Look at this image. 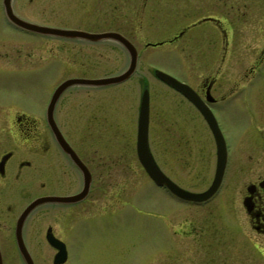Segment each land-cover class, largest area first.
Here are the masks:
<instances>
[{"label":"flooded vegetation","instance_id":"af4514ba","mask_svg":"<svg viewBox=\"0 0 264 264\" xmlns=\"http://www.w3.org/2000/svg\"><path fill=\"white\" fill-rule=\"evenodd\" d=\"M8 2L12 14L26 22L29 27L75 30L83 33L114 31L123 35L135 48L134 42L125 35V32L118 29V25L133 22L147 31L145 27L152 26L149 19L155 18L153 15L156 12H161L160 15L163 17L166 12L179 14L177 20L172 19L169 22L182 21L180 30L167 40L157 43L170 45L181 41V48L185 44H197L195 53L198 58V69L199 72L203 70L200 84L192 85L189 74L186 79L179 80L186 83L197 99L210 109L224 140L225 158L219 185L205 201L180 199L163 187L157 188L180 207L188 208V210L178 209L179 213L175 210L171 212H177L183 220H195V215L191 213L194 212L193 210L202 212L207 211L205 208L209 205L210 208H214L215 205L216 209L220 206L219 215H223L228 221L226 224H230L228 227L232 237L229 239V244L220 249H217L216 245H210L204 251H200L201 245L197 242V237L194 238L181 228L180 232L184 238L190 236L196 242L190 243L188 247L181 244L176 248L177 258H181L177 264H260V261L264 263V40L252 62L237 73H233L231 68L225 81L226 88L216 92L220 86L217 82L219 65L229 54L234 33L230 24L224 28L221 20L216 17L218 0H9ZM232 7L233 5L230 8ZM5 8L4 0H0V79L3 82L6 79H13L16 83H0V264H28L19 253L16 233L20 235L31 264L35 263L27 246L31 248L37 246L38 239L41 238L46 246L45 249L53 252L49 262L54 264L53 255L56 250L48 244L47 235L57 238L64 245L66 259L59 264H69L67 242L58 236L57 232L62 236L67 235L69 230L73 232L83 228L85 222L82 213L85 211V202L92 193L93 184L88 161L85 160V139L89 140L91 136H103V132L108 129H111L110 135H116L118 123L112 125L113 118L129 119V109L132 106L125 100L129 96V91L123 92L119 89L122 84L110 86L76 84L60 92L50 112H47L49 98L57 85L53 83L58 68L57 47L67 50L65 53L67 52L69 57L66 60L73 58L76 60V66L65 61V66L62 68L66 70L81 69V66L84 68L83 64L87 57L97 58L99 63L105 62L103 52L94 54L87 51L88 49L82 51L79 47L73 51V44H68L73 41H81L85 46L108 42L119 50L114 53V59L119 58L122 52L128 62V55L120 43L111 39L91 42L86 41L85 38L34 32L29 28L18 27L8 21ZM202 9H205L206 13L201 15ZM261 25L264 26V22ZM88 27L109 29L91 31ZM257 32L261 30L258 29ZM218 38L221 44V52L218 53L220 57L216 51ZM145 46L155 45H150L148 42ZM146 70H149V66ZM86 71H90V68L87 67ZM136 71L137 67L135 73ZM112 75L116 74L105 76ZM85 76L82 74L78 77ZM43 78L49 80L43 96H38L37 90L23 83L25 79L36 83ZM254 83L260 86L255 88L257 84ZM175 92L180 95V100L185 106L182 109V117H191L190 112L194 111L201 118L205 127L204 132L209 135L210 149L206 147L193 151L188 149L190 144L186 141V135L189 125L184 123L179 132L184 138V147L180 148V151H170L173 161L166 166L171 169L176 168L179 173L182 172L183 175L179 174V177L187 181L184 183H190L192 180L197 184L201 182L198 187L197 184H190L197 190H189L180 185L184 190L200 193L211 184L220 159L214 137L203 118L185 95ZM26 96H29L28 101L25 100ZM32 96L33 98H30ZM80 121H85L86 125L76 127L72 125ZM49 122L55 124L58 132L54 133L51 130L48 126ZM101 123H107L105 127L108 129L104 127V131L98 130L96 127ZM61 143L68 146V151L71 152L66 153ZM76 163L81 164L84 172L85 166L89 171L90 183L86 194L83 190L84 175ZM161 171L171 180L172 177L166 174L165 170ZM206 181L209 183L204 188L202 185ZM150 182L156 187L151 180ZM224 186L226 188L223 194L226 193V202L217 205L214 202ZM72 187L75 188L74 191H68ZM200 187L204 189L198 190ZM81 192L84 193L83 196L70 202L44 201L34 205L27 211L19 226L18 220L22 212L33 200L52 196L70 197ZM115 196H110L114 200L111 201L109 198V206L105 207L106 211L112 212L109 218H117L122 206L128 203L127 200H121L120 192ZM64 208H66L64 215L57 214L58 210ZM47 212L50 213L49 216L45 214ZM100 223H104L103 230L111 229L109 219L108 223L100 220L95 223L88 222L85 231H91L93 227L94 231H99ZM167 223L169 225L170 221ZM191 227H194V222L191 223ZM198 232V236L205 235L200 230ZM247 242H252L250 247ZM220 250L223 253H218V256L216 253ZM47 257L44 255L45 261ZM218 257H221L223 262H219ZM140 264L145 263L140 262Z\"/></svg>","mask_w":264,"mask_h":264},{"label":"rangeland","instance_id":"374dc122","mask_svg":"<svg viewBox=\"0 0 264 264\" xmlns=\"http://www.w3.org/2000/svg\"><path fill=\"white\" fill-rule=\"evenodd\" d=\"M231 5H233L232 8H230ZM166 13L163 17L160 15L161 12H156L153 15L155 18L149 19L152 26L145 27L147 31L133 22L118 25V29L123 31V33L125 32V35L134 42L139 58L136 73L125 80L119 88L123 92L129 91V96L125 100L130 102L132 108L129 109V119L127 117H122V120L113 118L112 125L118 123L116 125V135L109 134L111 129L105 127L107 122L101 123L96 127L100 131H104V127L108 129L103 132V136H91L89 140L85 139V160L88 161V168L93 180L92 193L87 198L85 211L82 213L85 216L83 219L85 222L83 228L73 232L69 230L66 233L67 235L62 236L60 235L61 233L57 232L58 236L67 242V260L71 264H140V262L145 264H177L181 258H177L176 248L181 246V244L188 247L190 243L196 242L194 240L195 237H197V242L201 245L200 251H204L210 245H216L218 246L217 249H220L229 244V239L232 237L228 227L230 224H226L228 221H226L225 217L221 214L219 215L220 206L216 209L215 205L214 208H210L209 205L205 208L207 211L202 212L201 210L192 209L194 212L191 213L195 215V220L193 221L183 220L179 217L178 209L184 208L188 210V208L180 207L178 203L168 198L160 188L154 187L135 157L136 106L140 88L147 86L150 108L148 143L154 160L160 165L161 170H165L164 172L172 177L171 181L179 183V186L187 187L189 190H197L196 187L202 184L201 182H198V184L194 183V180L190 183H184L187 181L179 177V174L183 175L182 172L179 173L176 168L172 167L174 169L172 170L171 167L166 166V164L173 161L170 151H180L179 149L184 147V138L179 134L180 128L183 127L184 123L189 125L186 135V141L190 144L188 149L191 151L201 147L210 149L209 135L205 134L204 123L197 116V113L193 111L190 112L191 117H182V109L185 106L180 100V95L154 78L152 73L148 72L149 70H146L147 66H150L182 79H186L189 74L191 75L192 85L197 86L200 84V79L202 78L200 75L203 70L199 72L198 69V58L195 53L196 43L185 44L183 48H181V41L170 45L164 43L156 46H145L148 42L155 43L167 40L172 34L180 30L182 21L179 23L169 22L178 18L179 14L176 12ZM204 13H206V10L202 9L200 14ZM216 13V17L221 20L222 27L226 28V26L228 27L227 24H230L234 29L233 42L229 54L224 62L219 65L218 69L217 82L220 86H218L216 92H221L226 88L225 81L230 69H233V73H237L241 69L246 68L252 62V59L256 57L258 49L262 45L264 26L261 24L264 22V0H218ZM243 21H248L249 23H244ZM136 25L138 27H135ZM243 25L245 26L243 27ZM99 29L105 30L109 28L88 27V30L91 31ZM258 29L262 33L257 32ZM219 41L220 39L218 38L216 45L217 54L221 52ZM68 44H73V51L79 47L82 51L88 49L87 51L94 52V54L103 52L105 56L103 60L105 62L99 63L97 58L87 57L85 64H83L85 69L81 66V69L66 70L62 68V66H65L64 62L67 61L71 65L76 66V60L75 58L66 60L69 57L67 52L65 53L66 49L57 47L59 51L58 68L57 74L53 79L54 84H58L64 78L78 77L82 74H85V77H101L113 73L117 75L126 68L127 58L124 53L120 52L119 58H113L119 51L113 44L107 42L85 46V43L81 41H73ZM218 57H220V54H218ZM236 57L238 59H235ZM87 67L90 68L88 72L86 71ZM45 80L46 78H43L42 81L35 83L25 79L23 83L37 90L38 96H43L49 85V80ZM0 83L14 84L16 81L6 79L3 82L0 79ZM259 86L257 84L255 88ZM28 98L29 96H26L25 100ZM30 98H33V96ZM61 101L62 98L60 99ZM81 122L83 121L75 122L76 124L72 123V125L74 127L86 125L85 121ZM105 143H111L112 145ZM208 183L206 181L202 186L205 188ZM190 184L197 185L193 187ZM225 188L224 186L219 197L214 202L217 205L224 201L226 202V193L223 194ZM74 189L72 187L68 191L73 192ZM119 192L121 200H127L128 203L122 206L117 218H109L112 212L106 211L105 207L109 206L110 196H117ZM112 200L114 199L111 198ZM65 209L58 210L57 214H60V216L64 215ZM172 210L178 213L175 211L171 213ZM204 213L206 215H202ZM45 214L47 216L50 215L49 212ZM167 214L168 216H165ZM109 219L111 229L103 230L104 223H100L99 231H94V227L91 231H85L88 222L95 223L100 220V222L108 223ZM169 221L168 225L167 222ZM193 222L194 227H191ZM181 228H184L185 232L194 236V238H191L188 234L186 236L189 237L184 238L180 232ZM198 230L202 231V234L208 235L198 236ZM247 243L248 247H250L252 242ZM163 245H165L164 250ZM45 248L42 238L38 239L37 246H32V248L29 245L27 246V250L35 264H51L49 261L52 259L50 256L53 252H48ZM218 253L222 254L223 252L222 250L218 251L216 254L219 256ZM44 255L48 256L47 262L44 260ZM218 261L223 262L221 257H218ZM260 264L264 263L260 261Z\"/></svg>","mask_w":264,"mask_h":264},{"label":"water","instance_id":"95a60500","mask_svg":"<svg viewBox=\"0 0 264 264\" xmlns=\"http://www.w3.org/2000/svg\"><path fill=\"white\" fill-rule=\"evenodd\" d=\"M7 6H8V1H7ZM7 12H8V17L10 18L11 22L15 23L18 26H25L26 25L25 22L14 17L10 13V10L8 7H7ZM39 29L41 30V32L51 33V34H56V35H59L60 32H62V31H59L58 29L47 28V27H39L38 30ZM68 33L74 34V35L82 34L80 32H75V31L68 32ZM107 38H114V39L120 41L121 43H123L125 45L128 44V42L117 33H112V32H106V33H100V34L85 33V39L92 40V41H96V40H100V39H107ZM128 51H129V63H128L127 69L124 72H122L121 74L116 75V76L105 77V78H96V79L71 78V79H66L63 82H61L58 85V87L54 90L52 97L50 99V102H49V106H51V104L54 102L57 95L69 85L85 84V85H89V86H104V85H108V84H115V83H118V82H121V81L127 79L132 74V72L135 68V63H136V54H135L134 49H132V50L128 49ZM155 76L159 80L163 81L164 83L168 84L169 86L173 87L174 89H176V90L186 94V96H188V98L192 101V103L195 105V107L199 110L202 117L204 118L207 125L209 126L211 132L213 133V136H214V139L216 142L217 151L219 152V154L224 156L223 139H222V137L218 131V128L216 126L214 118L212 117L208 108L205 107L202 103L195 100L193 97H191L190 96L191 91L184 84L178 82L174 78H172V77L168 76L167 74H164L160 71H156ZM147 102H148L147 92H146V90H144L142 93L140 105H139L137 127H136V141H135V150H136V155H137L139 163L141 164V166L143 167V169L145 170L147 175L157 185H165L171 192H173L178 197H181V198L187 199V200H193V201H201V200H204L205 198L209 197L213 193V191L215 190V188L218 184V180H219L220 173L222 170L223 162H221V165L217 167V173L215 175V178H214L211 186L203 193H200V194L188 193V192L180 189L179 187H177L173 183H171L159 171V169L155 165V163H154V161H153V159L149 153V150H148V146H147L148 104H147ZM49 126L51 127V129L54 128V130L56 131V128L52 122H49ZM65 152L68 153L71 151H65ZM76 164H77V166H79V168L83 172V175H84L83 190H85V194H86L87 188H88L89 183H90V175H89V172L86 169V167H85V172H84V168L81 167V164H79V163H76ZM83 195H84V193L81 192L80 194H77L75 196H70V197L52 196V197L38 198L36 200H33L27 206V208L22 212V215L19 218V226H20L21 220L26 215L27 211L38 203H42L44 201L70 202L72 200H76V199L80 198ZM47 241L57 250V252L54 256L53 262L55 264H59V263L63 262L65 259V249H64L63 244L51 235H47ZM16 242L18 244L17 246L19 247V252L22 255V257L24 256V253H25V257H27L26 260L28 261V264H31V261L27 255V252L25 251V249L22 245V242L20 240V236L17 233H16Z\"/></svg>","mask_w":264,"mask_h":264},{"label":"bare ground","instance_id":"6f19581e","mask_svg":"<svg viewBox=\"0 0 264 264\" xmlns=\"http://www.w3.org/2000/svg\"><path fill=\"white\" fill-rule=\"evenodd\" d=\"M33 28H34V29H38L39 27H36V28L33 27ZM198 111H199V110H198ZM202 118H203V117H202ZM203 119H204V118H203ZM18 249H19V247H18ZM23 257H24L25 261L28 263V261L26 260L27 257H25V253H24V256H23Z\"/></svg>","mask_w":264,"mask_h":264}]
</instances>
